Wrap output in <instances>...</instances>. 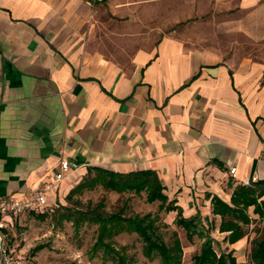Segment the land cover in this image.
Masks as SVG:
<instances>
[{
	"label": "crops",
	"instance_id": "0c3cea01",
	"mask_svg": "<svg viewBox=\"0 0 264 264\" xmlns=\"http://www.w3.org/2000/svg\"><path fill=\"white\" fill-rule=\"evenodd\" d=\"M263 4L210 0L234 15L229 32L250 40L225 47L176 30L198 24L208 0H0V196L31 198L63 161L77 170L43 211L63 204L90 168L151 170L184 217L214 221L225 240L212 198L231 203L246 180L264 182V20H254ZM174 5L166 26L151 28ZM109 14L149 25L128 39L116 32L118 47L136 50L128 59L98 49ZM254 209L251 224L264 219ZM167 215L174 222L177 212ZM227 244L245 264L249 236Z\"/></svg>",
	"mask_w": 264,
	"mask_h": 264
},
{
	"label": "rangeland",
	"instance_id": "374dc122",
	"mask_svg": "<svg viewBox=\"0 0 264 264\" xmlns=\"http://www.w3.org/2000/svg\"><path fill=\"white\" fill-rule=\"evenodd\" d=\"M210 8V0H208L206 16L197 21L198 24L193 23L192 20L178 24L176 26L178 35L194 41L216 43L225 47L234 41H250L244 34L229 32L228 22L233 19L234 15ZM176 9L179 7L174 5L158 12L157 17L149 22L151 28L154 24L158 27L166 26V16ZM260 9L264 10V4ZM235 16L237 19H244L238 13ZM103 20L104 23H108V26L103 28L98 49L112 58L128 59L136 52V50L129 49L124 45L123 48L118 47L116 32H124L125 39H128L129 35L127 34L130 31L143 29L144 32H147L149 30L148 24L141 25L142 28H140L136 27L137 23L125 20L116 23L110 14L107 19ZM254 20H264V18ZM255 25L261 26V22H254L253 26ZM228 51V49L223 50V52ZM95 174L96 171H88L87 175L78 178L65 202L62 204L58 201L53 210L26 213L18 218L9 219L6 232L9 235L10 244L26 264H114L103 249L96 251L94 249L98 238V225L88 220H76L80 218L79 212L94 209L108 214L123 211L127 217L147 214L159 217L156 225L159 227L158 232L163 240L168 245H172L177 235L184 250L183 264L193 263V257L200 252L203 241L195 237L194 243H190L186 238V232L170 220L167 213L160 211V202L149 203L146 193L140 195L135 193L119 194L107 190L102 185L75 191L81 183L86 182L88 178H93ZM72 191L74 192L72 193ZM68 216H71L72 219ZM244 231L246 236H249L245 264H254L251 260V254L256 244L264 241V219L255 220L253 224L244 226ZM211 234L218 242L215 245L217 252L230 251L223 235L219 234L217 230L212 231ZM111 243L116 249L125 248L128 256L127 264H162L159 257L148 258L144 254V242L137 233L122 232L115 236ZM39 246H43L44 249L36 253L34 249Z\"/></svg>",
	"mask_w": 264,
	"mask_h": 264
},
{
	"label": "trees",
	"instance_id": "16d2710c",
	"mask_svg": "<svg viewBox=\"0 0 264 264\" xmlns=\"http://www.w3.org/2000/svg\"><path fill=\"white\" fill-rule=\"evenodd\" d=\"M96 171L93 178H88L81 183L75 191H82L86 188L102 185L107 190L119 194L135 193L147 194L149 203L160 202V211L165 213L177 212L174 223L186 232V237L190 243H194L195 237L203 241L201 250L193 257L192 264H244L238 262L233 251L217 252L215 245L217 240L212 236V231L216 230L214 221L203 219L198 213L195 216L186 218L183 209L176 205V201H169L165 193L166 187L155 171L142 170L130 173H116L102 168H90ZM74 191H72L73 193ZM264 182H259L250 186L241 185L234 191L231 203H227L217 196L212 198V209L215 216L221 217L219 231L227 233L225 238L230 244H235L245 236L244 226L250 225L252 220L249 209L254 207V212L261 218L264 217ZM103 204V203H101ZM101 207V205H100ZM80 219L94 222L98 225V238L94 249H103L105 254L114 264H127L128 256L125 248L116 249L111 241L122 232L137 233L144 242V254L148 258L159 257L162 264H183L184 250L181 240L176 235L172 245H168L159 234V227L156 225L159 217L151 214L144 216H125L123 211L108 214L97 209L79 212ZM68 218L72 219L71 216ZM44 249L39 246L34 249L37 253ZM254 264H264V241L258 242L251 254Z\"/></svg>",
	"mask_w": 264,
	"mask_h": 264
},
{
	"label": "built area",
	"instance_id": "2783aa9c",
	"mask_svg": "<svg viewBox=\"0 0 264 264\" xmlns=\"http://www.w3.org/2000/svg\"><path fill=\"white\" fill-rule=\"evenodd\" d=\"M74 170H77L75 164L63 161L61 171L55 174L53 181L37 189L34 195L27 200H19L12 195L0 196V264H26L24 259L17 254L10 244L6 233L7 219L18 218L26 213L43 212L47 194L50 191L58 192V184L66 179L70 171ZM230 172L234 175L236 168H232ZM244 184L249 185L250 181L246 180Z\"/></svg>",
	"mask_w": 264,
	"mask_h": 264
}]
</instances>
